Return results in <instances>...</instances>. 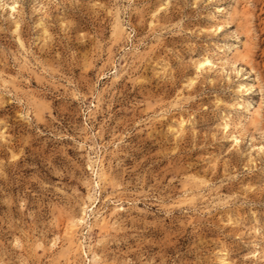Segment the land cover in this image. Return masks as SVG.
Here are the masks:
<instances>
[{"label": "rangeland", "instance_id": "obj_1", "mask_svg": "<svg viewBox=\"0 0 264 264\" xmlns=\"http://www.w3.org/2000/svg\"><path fill=\"white\" fill-rule=\"evenodd\" d=\"M0 264H264V0H0Z\"/></svg>", "mask_w": 264, "mask_h": 264}, {"label": "bare ground", "instance_id": "obj_2", "mask_svg": "<svg viewBox=\"0 0 264 264\" xmlns=\"http://www.w3.org/2000/svg\"><path fill=\"white\" fill-rule=\"evenodd\" d=\"M209 62L208 61H205L203 64H208ZM93 207H94V205H93ZM75 221V220H74Z\"/></svg>", "mask_w": 264, "mask_h": 264}, {"label": "snow or ice", "instance_id": "obj_3", "mask_svg": "<svg viewBox=\"0 0 264 264\" xmlns=\"http://www.w3.org/2000/svg\"><path fill=\"white\" fill-rule=\"evenodd\" d=\"M15 158V157H14Z\"/></svg>", "mask_w": 264, "mask_h": 264}]
</instances>
